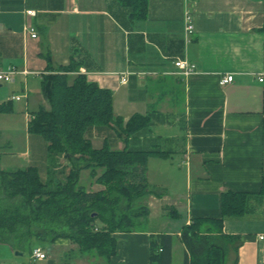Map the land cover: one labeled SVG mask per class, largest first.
<instances>
[{
	"label": "crops",
	"instance_id": "crops-1",
	"mask_svg": "<svg viewBox=\"0 0 264 264\" xmlns=\"http://www.w3.org/2000/svg\"><path fill=\"white\" fill-rule=\"evenodd\" d=\"M146 1L145 18L137 20L119 0H0V71H17L0 104L25 107L27 99H9L30 79L40 83L48 68L77 64L88 83L110 91L114 118L121 120L120 129L89 130L92 145L161 153L147 161V183L162 193L149 199L147 222L153 209L169 218V207L185 216V224L218 218L223 193L245 194L243 213L224 218L222 233L240 238L236 264H264V0ZM26 11L35 16L27 18ZM185 12L194 26L188 39ZM28 21L34 39L23 32ZM175 60L195 65V72L180 76ZM226 75L232 82L220 86ZM133 116L147 123L125 136ZM26 133L27 151L32 138V148L46 152L43 141ZM163 229L113 234L116 253L105 262L148 264L150 235L173 233L178 225L167 220ZM178 236L171 264H183ZM51 245L62 257L73 252L74 262L93 258L77 255L66 239ZM30 260L60 264L46 256Z\"/></svg>",
	"mask_w": 264,
	"mask_h": 264
},
{
	"label": "trees",
	"instance_id": "trees-1",
	"mask_svg": "<svg viewBox=\"0 0 264 264\" xmlns=\"http://www.w3.org/2000/svg\"><path fill=\"white\" fill-rule=\"evenodd\" d=\"M119 1L131 18H145L146 0ZM77 72L78 65L71 62L48 68L41 77L48 108L31 112L26 129L47 144V177L42 182L34 167L0 170V243L30 253L35 241L66 239L77 254L108 260L116 253L112 235L136 231L138 221L149 214L145 200L162 195L146 180L148 158L161 153L111 150L106 142L95 148L87 138L89 130L120 129L121 120L114 118L110 91ZM11 111L9 103L0 104V113ZM146 123L133 116L122 132L134 134ZM82 171L103 189L86 191L78 184ZM260 192L264 194V182ZM245 202V194L223 193L220 217L194 218L189 224L180 212L167 209L178 229L150 235L148 264H171L176 234L184 248L183 264H236L240 238L223 234L222 220L240 216Z\"/></svg>",
	"mask_w": 264,
	"mask_h": 264
},
{
	"label": "rangeland",
	"instance_id": "rangeland-1",
	"mask_svg": "<svg viewBox=\"0 0 264 264\" xmlns=\"http://www.w3.org/2000/svg\"><path fill=\"white\" fill-rule=\"evenodd\" d=\"M27 85L25 84V90L27 94V105L24 107L22 102L14 103L12 111L10 113H0V170L3 171H13L18 169H23L26 166H31L34 164V168H36L39 179L44 182L46 179L45 172V157L47 156V144L45 140L36 134H31L35 136L36 139L43 141L46 145L45 150L33 149L32 141L30 140V151H27V141H26V129L25 123L29 112H34L39 109V106H45L44 108H48V104L43 100L41 91H40V83H38V79L34 80L30 79ZM15 81V80H14ZM10 84H3L0 88V99L7 96L10 92L9 90ZM21 94V93H20ZM29 94V95H28ZM94 147L98 148L100 145L98 143H94ZM43 163H42V162ZM78 184L83 186L88 192H97L103 189L100 185H96L93 182V179L89 176L88 171H82L79 174ZM154 197V196H151ZM149 197L146 201V206L149 211L148 201L151 198ZM162 195H159L161 198ZM158 198V197H155ZM173 209L178 212L177 209L173 207L168 208ZM149 216V214H148ZM147 216V218H148ZM167 217L159 214V211L153 209L151 212V217L149 222H147V218L140 219L138 224L135 226L136 229H156L161 230L162 228L166 229L167 220H169V225L176 224V220H173L172 217L167 213ZM163 229V230H164ZM173 244L176 245V238H173ZM73 245V244H71ZM75 247V245H73ZM39 248L47 257V259H52L56 262H67L68 264H107L105 260L99 258H86L87 260H83L81 262H74L75 257H73V252L62 257V252L56 247H53L51 243L45 241H35L31 244V249ZM76 253V252H75ZM65 255V254H64ZM78 255V254H77ZM177 255V252H176ZM68 256V257H67ZM84 259V258H83ZM0 264H46V263H37L32 262L29 258V251H16L10 246L4 245L0 243Z\"/></svg>",
	"mask_w": 264,
	"mask_h": 264
},
{
	"label": "built area",
	"instance_id": "built-area-1",
	"mask_svg": "<svg viewBox=\"0 0 264 264\" xmlns=\"http://www.w3.org/2000/svg\"><path fill=\"white\" fill-rule=\"evenodd\" d=\"M25 16L27 18H32L35 16V12L33 11H26ZM23 32L26 36H28L31 39H34L36 37L35 30L31 22H27L24 26ZM194 33V26L192 23L191 16L188 12H185L184 14V35L185 38L188 39L192 34ZM174 68L178 71V74L182 77H187L190 74L195 72V65L189 63L186 60H175L173 62ZM17 74V71L15 68H9L6 71H0V85L3 84H10L13 81L14 76ZM28 73L27 71H22V75L26 76ZM262 77L258 79L259 82H262ZM126 79L124 77H121L120 83H125ZM232 82V76L226 75L220 78L219 85L225 86ZM27 94L26 90L20 95L12 96L9 100L14 102H20V101H26ZM29 118V117H28ZM30 258L32 260H44L45 255L39 248H34L31 250Z\"/></svg>",
	"mask_w": 264,
	"mask_h": 264
}]
</instances>
